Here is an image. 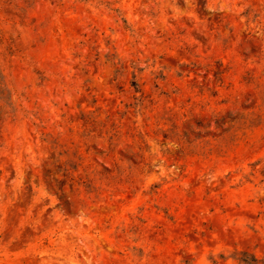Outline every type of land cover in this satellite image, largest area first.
<instances>
[{"label": "rangeland", "instance_id": "rangeland-1", "mask_svg": "<svg viewBox=\"0 0 264 264\" xmlns=\"http://www.w3.org/2000/svg\"><path fill=\"white\" fill-rule=\"evenodd\" d=\"M0 264H264V0H0Z\"/></svg>", "mask_w": 264, "mask_h": 264}, {"label": "trees", "instance_id": "trees-1", "mask_svg": "<svg viewBox=\"0 0 264 264\" xmlns=\"http://www.w3.org/2000/svg\"><path fill=\"white\" fill-rule=\"evenodd\" d=\"M252 258H253V257H252ZM250 260H251V261H248V263H249V262L251 263V262L254 261L255 259L253 258V259H250Z\"/></svg>", "mask_w": 264, "mask_h": 264}]
</instances>
